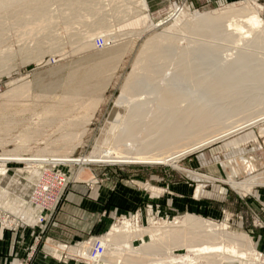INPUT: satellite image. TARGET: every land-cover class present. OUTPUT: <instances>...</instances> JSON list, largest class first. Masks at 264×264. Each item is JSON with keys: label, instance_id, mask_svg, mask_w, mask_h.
Masks as SVG:
<instances>
[{"label": "rangeland", "instance_id": "374dc122", "mask_svg": "<svg viewBox=\"0 0 264 264\" xmlns=\"http://www.w3.org/2000/svg\"><path fill=\"white\" fill-rule=\"evenodd\" d=\"M142 1L44 0L46 9L41 14L46 12L48 20H26L30 18L23 17L22 12L28 0L11 2L10 7L0 6V212L13 218L23 216L29 224L35 223L36 210L29 203V196L38 175L36 167L40 164L46 167L56 164L57 179L58 175H63L66 181L56 210L45 212L48 217L61 208L74 189H81L84 184L92 187L115 172L120 178L155 194L167 189L161 185L162 181L155 183L136 176H146L150 172L169 173L173 180H191L196 197L210 199L221 211V217L214 218L200 207L146 214V217L134 211L118 215L105 231L88 235L66 248L57 242V257L75 261L67 258L82 253L81 248L72 247L74 243L83 244L91 236H105L125 219L147 227L158 220L172 222L192 213L212 221L216 225L212 231L225 234L226 240L234 241L239 234H246L257 256L264 260L262 238L256 235L260 227H264V204L258 200V208H255L246 202L251 193L264 189V184L245 192L233 187L231 182H243L251 175L245 168L247 162L255 165L253 174L264 171L263 119L186 154L172 165L74 162L91 156L95 146H107L109 128L116 125L117 115L125 112L115 101L121 96L130 74L136 69V75L140 76L135 78L133 85L149 83L141 78L142 74H158L157 67L162 62L155 65L156 55L146 47L151 38L169 31L177 33L176 38L173 33L169 39L157 37L155 41L162 45L176 42L174 50L168 52L170 59L162 64L179 70L186 50L201 44L193 41L189 29H180L181 25L188 26L187 19L192 14L225 11L228 6L240 9L248 1L260 7V18L264 22V0L210 4L201 3V0H164L160 8L153 7L149 0L144 4ZM44 3L41 0V5ZM16 10L20 12L17 14ZM45 20L49 24L44 28L42 22ZM101 38L106 40L103 47L96 45ZM112 48L116 50L112 52ZM223 53L229 52L224 50ZM143 54H149L150 59ZM147 63L155 65L153 71L141 68L139 72L141 64L148 66ZM18 87L21 94L13 97V89ZM3 156L8 159L4 160ZM94 156L100 158V155ZM144 238L151 240L149 235ZM140 243L142 241L137 238L131 240L133 247ZM171 246L174 247L172 243ZM174 250L177 255L186 253L181 247ZM81 261V264H92ZM231 264L254 263L241 259Z\"/></svg>", "mask_w": 264, "mask_h": 264}, {"label": "bare ground", "instance_id": "6f19581e", "mask_svg": "<svg viewBox=\"0 0 264 264\" xmlns=\"http://www.w3.org/2000/svg\"><path fill=\"white\" fill-rule=\"evenodd\" d=\"M24 1L0 0V6L10 7L11 2ZM45 3L28 0L22 16H29L26 20H48L46 12L41 14L46 9ZM228 7L225 11L194 13L187 19L188 26L181 25L182 31L189 29L193 41L201 44L186 50L179 70L162 64L170 59L168 52L176 47V42L171 38L173 42L169 45L155 41L157 37L169 39L173 33L176 38L177 33H161L145 44L156 55L155 65L162 62L156 66L157 77L142 72L141 78L149 83L133 85L140 76L136 75V69L130 74L115 101L125 112L118 114L116 125L109 128L107 146H95L91 156L75 159V163L172 165L190 152L264 121V22L260 7L248 1L240 9ZM42 23L44 28L49 24L46 20ZM113 49L116 50L112 48V52ZM224 50L229 53H223ZM143 65L139 72L141 68L147 71L155 68L153 64ZM20 94V87L13 89V97ZM245 168L251 175L243 182L232 180L233 187L249 192L252 187L264 184V171L253 174V162H247ZM130 220L114 225L101 238L105 253L92 264H231L241 259L264 264L246 234H239L234 241L226 240L225 234L212 231L216 226L212 221L192 213L172 222L158 220L147 227ZM145 235L151 240L146 241ZM136 238L142 243L133 247L131 240ZM175 247L184 248L186 253L177 255Z\"/></svg>", "mask_w": 264, "mask_h": 264}, {"label": "crops", "instance_id": "0c3cea01", "mask_svg": "<svg viewBox=\"0 0 264 264\" xmlns=\"http://www.w3.org/2000/svg\"><path fill=\"white\" fill-rule=\"evenodd\" d=\"M224 1L228 0H201V3ZM149 2L153 7L160 8L164 0H149ZM139 175L136 177L142 180L149 179L148 181L155 183L162 181L161 185L167 189L155 194L120 178V174L115 172L107 180L92 187L84 184L81 189H74L61 208L39 227L35 228L34 223L17 230L0 226V264H19L24 261L39 235H42L43 243L29 264H81L58 258L57 242L69 245L85 239L88 235L101 233L109 228L118 215L134 211H139L146 217V214L155 215L176 209L200 207L214 218L222 215L210 199L196 197L194 185L189 179L173 180L169 173L157 175V172H150L146 176ZM255 192V194L251 193L246 202L258 208V200L264 204V189ZM256 235L262 238L264 251V227H260Z\"/></svg>", "mask_w": 264, "mask_h": 264}, {"label": "built area", "instance_id": "2783aa9c", "mask_svg": "<svg viewBox=\"0 0 264 264\" xmlns=\"http://www.w3.org/2000/svg\"><path fill=\"white\" fill-rule=\"evenodd\" d=\"M106 44V40L101 38L96 41V45L99 47H103ZM1 91V87H0ZM46 164L37 165L38 175L34 183V189L29 196V203L32 204L36 210L34 215L35 223L34 227H39L43 225L47 220L48 216L45 212H51L56 210L57 203L62 198V189L66 183L63 175H58L57 179V170L56 164H47L53 165L46 167ZM35 168V167H32ZM3 214V215H2ZM0 225L3 228L9 230H17L20 227L28 226L29 223L22 217L20 218H13L8 213H1L0 217ZM103 236H91L87 242L81 243L76 242L74 243L75 246L72 247H79L81 248L82 253H78V255H72V257H68L76 262H83L81 260L87 262H93L98 260L106 250L105 244L102 241ZM42 235H39L37 239L34 241L33 245L30 247V250L26 256V259L19 264H29L31 260L35 257V255L39 252V245L42 241ZM64 247H68L67 244H64Z\"/></svg>", "mask_w": 264, "mask_h": 264}]
</instances>
